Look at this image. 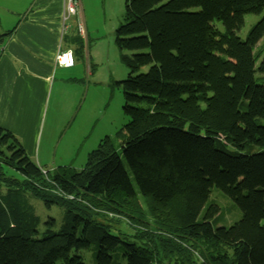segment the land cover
<instances>
[{"label":"trees","instance_id":"1","mask_svg":"<svg viewBox=\"0 0 264 264\" xmlns=\"http://www.w3.org/2000/svg\"><path fill=\"white\" fill-rule=\"evenodd\" d=\"M263 11L264 0H125L115 42L129 121L116 137L80 171H54L0 126V165L15 172L0 167V264H85L91 245L97 264H264V14L239 35ZM214 188L241 211L230 226L218 225ZM138 197L159 210L154 226L129 213L131 233L92 212ZM32 198L65 209L59 227L41 224Z\"/></svg>","mask_w":264,"mask_h":264},{"label":"rangeland","instance_id":"2","mask_svg":"<svg viewBox=\"0 0 264 264\" xmlns=\"http://www.w3.org/2000/svg\"><path fill=\"white\" fill-rule=\"evenodd\" d=\"M80 13L69 21L68 33H77V19L82 23L85 34L82 36L84 49L83 56L74 68L78 78L84 79V92L81 104L77 107L76 114L69 127L65 128L56 136L51 149L48 152V159L51 165L70 168V170L80 171L87 161L90 152L97 150L98 145L106 136L116 137L118 131L129 121V117L123 112L125 104L123 91L118 85V81L128 77L129 69L120 60L119 50L116 45V28L123 22L125 11V0H79ZM264 14L247 13L243 17V26L239 31L241 38H245L251 27ZM256 54L264 51V35L255 46ZM87 62L94 65V70L88 74ZM258 64V62H257ZM77 71V72H76ZM257 78H259L257 73ZM34 91L27 92L22 102L13 104V100L8 101L6 107L0 110V123L14 127L21 135L28 156L33 159L36 128L39 121L44 128H48V122L54 113V105L57 101L52 93L51 81L36 79ZM32 85V84H30ZM29 89V88H28ZM30 90V89H29ZM31 91V90H30ZM28 124L22 126L20 123ZM45 122V123H44ZM24 128V129H23ZM85 131V136L80 133ZM118 146L119 140L114 141ZM125 163L130 178L138 190L132 171ZM2 165V166H1ZM5 168L6 174H14L12 168L1 164ZM46 168V167H45ZM48 169V168H47ZM50 170H57L50 168ZM213 200L221 209L218 217L219 226H230L241 218V211L222 191L214 188L210 194ZM127 202L124 200V203ZM131 207L126 210L105 211L102 209H92V212L99 217L115 219L118 226L127 232L132 233L130 226L131 219L128 214L141 211L153 226L157 223L156 215L159 210L152 209L148 199L138 197L128 201ZM36 213L39 215L41 224L55 221V226H60L65 209L59 205H47L44 201L32 198ZM216 224V223H215ZM264 224V220H263ZM85 264L96 263V249L91 245L87 249L79 252ZM196 255V254H195ZM199 257V255H197ZM125 264L122 257L115 256L114 264Z\"/></svg>","mask_w":264,"mask_h":264},{"label":"crops","instance_id":"3","mask_svg":"<svg viewBox=\"0 0 264 264\" xmlns=\"http://www.w3.org/2000/svg\"><path fill=\"white\" fill-rule=\"evenodd\" d=\"M65 9L66 0H0V30L12 31L0 45V110L10 100L13 104L22 102L27 92L34 91L36 79L51 81V94L57 99L54 113L47 129L39 121L33 151V160L48 169L57 168L51 165L48 152L61 130L64 132L71 125L84 92V79L76 77L74 71L83 56L84 44L81 47L78 39L83 37L76 32L68 33L69 30L62 32ZM66 48L75 53L76 62L70 68L60 67L56 62L58 52ZM86 68L91 74L94 65L87 62ZM20 124L28 125L24 120ZM0 126L24 142L14 127L2 123ZM80 133L85 136V131Z\"/></svg>","mask_w":264,"mask_h":264},{"label":"built area","instance_id":"4","mask_svg":"<svg viewBox=\"0 0 264 264\" xmlns=\"http://www.w3.org/2000/svg\"><path fill=\"white\" fill-rule=\"evenodd\" d=\"M65 13L63 14V25H62V32L65 33L69 30V18L72 16H78L80 12V2L79 0H66V9ZM77 29L78 33L83 36L85 34L84 27L82 23L79 21L77 22ZM56 62L60 67L70 68L75 65L76 58L75 53L71 48H66L60 50L56 56Z\"/></svg>","mask_w":264,"mask_h":264}]
</instances>
